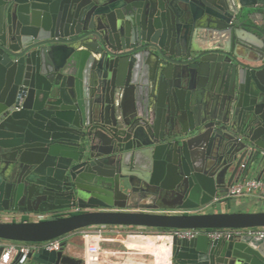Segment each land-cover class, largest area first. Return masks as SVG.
<instances>
[{
  "label": "water",
  "instance_id": "1",
  "mask_svg": "<svg viewBox=\"0 0 264 264\" xmlns=\"http://www.w3.org/2000/svg\"><path fill=\"white\" fill-rule=\"evenodd\" d=\"M251 174L264 177V0H0V212L79 209L0 221L1 240L264 227V210L191 211ZM170 237L174 264H264L257 235ZM63 248L24 264H84Z\"/></svg>",
  "mask_w": 264,
  "mask_h": 264
},
{
  "label": "built area",
  "instance_id": "2",
  "mask_svg": "<svg viewBox=\"0 0 264 264\" xmlns=\"http://www.w3.org/2000/svg\"><path fill=\"white\" fill-rule=\"evenodd\" d=\"M246 196H257L264 199V179L246 178L233 183L224 197L239 199ZM218 198V197H217ZM216 198V199H217ZM215 199V200H216ZM77 212L79 209L74 207L66 212ZM175 210H164L166 213H172ZM51 212L39 213L36 212V220H44L54 218ZM96 229L90 230L89 227L79 229L83 239L84 250V264H89L91 260H98L102 252V242H110L113 240L112 235L103 234L100 227L104 225L95 226ZM242 234L257 235L264 238V227H250V228H182L172 229L169 232L170 236L177 238H193L198 235H205L210 239L229 238L232 236H240ZM63 242V237L54 238L44 242H16L7 241L1 245L2 251L0 253V264H24L27 261V255L35 252L40 248L47 250H59Z\"/></svg>",
  "mask_w": 264,
  "mask_h": 264
},
{
  "label": "crops",
  "instance_id": "3",
  "mask_svg": "<svg viewBox=\"0 0 264 264\" xmlns=\"http://www.w3.org/2000/svg\"><path fill=\"white\" fill-rule=\"evenodd\" d=\"M210 40H211L210 37L202 35L200 36L199 44L202 46L208 43V41ZM246 178H257V177H256V174H251L244 178H240V180L246 179ZM262 179H264V177ZM157 210H158L157 212L162 213L164 212L165 209H157ZM262 210H264V199L260 197L246 196V197H242L239 199H233V198L222 196V197H218L215 201H213L209 206L205 208H199L197 210L192 209L191 211H195V212H233V211L253 212V211H262ZM67 213L69 212H51L50 214L57 217L61 215H67ZM70 213H75V212L70 211ZM27 220L35 221L36 220L35 213L10 211V210L0 212V221H27ZM112 228H124V227L105 226V227H100V230L103 234H110L112 236H115L116 238L123 236V234H120V231H121L120 229H112ZM77 232H79V230L68 233L63 236V243H64L63 251L67 255L83 259L84 257L83 239L81 237L79 240L76 236H74V233H77ZM115 237H113V240L110 241V245L112 244L111 242L117 241ZM6 242H7L6 240L0 239V246L4 245ZM102 244L103 242L101 243V246H103ZM111 250L112 248L102 247V252L100 254V258L98 259L100 264H102L105 261L106 252H112ZM113 252H117V251H113ZM162 259L165 262L169 261V259L165 257H163Z\"/></svg>",
  "mask_w": 264,
  "mask_h": 264
},
{
  "label": "bare ground",
  "instance_id": "4",
  "mask_svg": "<svg viewBox=\"0 0 264 264\" xmlns=\"http://www.w3.org/2000/svg\"><path fill=\"white\" fill-rule=\"evenodd\" d=\"M171 237L164 233L131 234L124 243L132 251L106 252L104 264H174L170 250ZM168 258L165 262L162 258ZM104 258V257H103ZM102 263V264H103ZM89 264H100L91 260Z\"/></svg>",
  "mask_w": 264,
  "mask_h": 264
},
{
  "label": "rangeland",
  "instance_id": "5",
  "mask_svg": "<svg viewBox=\"0 0 264 264\" xmlns=\"http://www.w3.org/2000/svg\"><path fill=\"white\" fill-rule=\"evenodd\" d=\"M244 212V211H242ZM67 214H71L70 212ZM90 230L96 229L95 226H90ZM110 229V228H108ZM112 229H120V234H123L122 237L116 238V242H111L112 244L110 245V242H103V246L105 248H112L113 251H132L134 249L129 248L127 245L124 243V239L130 235V234H154V233H164L159 230H154V229H149V228H136V227H124V228H112ZM109 232V231H108ZM112 232V231H111ZM119 233V232H118ZM74 236H76L79 240L81 238V234L79 232L74 233ZM119 240V241H118Z\"/></svg>",
  "mask_w": 264,
  "mask_h": 264
}]
</instances>
